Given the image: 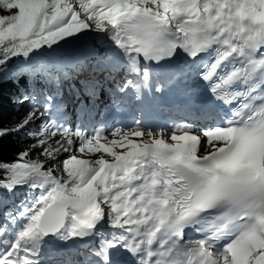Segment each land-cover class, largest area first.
<instances>
[{
	"label": "snow or ice",
	"instance_id": "obj_1",
	"mask_svg": "<svg viewBox=\"0 0 264 264\" xmlns=\"http://www.w3.org/2000/svg\"><path fill=\"white\" fill-rule=\"evenodd\" d=\"M93 32L107 50L97 69L135 77L119 93L139 99L183 56L228 111L203 128L134 120L108 139L104 126L65 127L51 96L34 105L0 137L48 116L30 147L53 165L68 155L59 173L28 149L0 162V194L27 189L0 212V264H124L125 253L133 264H264V0H0V89L22 74L67 78L76 65L57 53ZM188 228L201 237L185 243ZM91 238L87 251L60 252Z\"/></svg>",
	"mask_w": 264,
	"mask_h": 264
},
{
	"label": "trees",
	"instance_id": "obj_2",
	"mask_svg": "<svg viewBox=\"0 0 264 264\" xmlns=\"http://www.w3.org/2000/svg\"><path fill=\"white\" fill-rule=\"evenodd\" d=\"M13 81L14 80H10L4 83L2 89H0V92H2V103H0V128H12V121L18 118L20 112V109L17 110L19 103L15 102L14 98L20 96L23 90L27 91L28 80L25 76H21L17 81L18 87L15 86ZM41 89L42 88L39 87V91H42ZM40 130L41 126L40 129L34 126H27L22 131L13 132L0 137V162H14L17 154L25 149L30 150L33 154V150L30 146L36 143V135ZM31 157H29V159H35ZM52 166H55L59 173L61 167L60 162L57 161L55 165L51 162L46 164V167ZM0 197H2V201H5L8 198V193L5 192L0 194Z\"/></svg>",
	"mask_w": 264,
	"mask_h": 264
},
{
	"label": "bare ground",
	"instance_id": "obj_3",
	"mask_svg": "<svg viewBox=\"0 0 264 264\" xmlns=\"http://www.w3.org/2000/svg\"><path fill=\"white\" fill-rule=\"evenodd\" d=\"M86 43L85 45H92L93 47L96 46V43L97 44H100L102 47L105 45L104 43H101L102 41H99V39H97V34L95 32H93L90 37L86 40V41H83L81 42L82 44L83 43ZM75 60H77L76 57H74ZM83 72V71H82ZM106 72L107 74L108 71H97L96 73V78L98 79V82L97 84L92 88V91L91 93H86L85 95H91L92 97H94L97 101H102L105 99V94H114L115 92L114 91H108L107 90V83L105 80V78L103 77V73ZM84 73V72H83ZM105 73V74H106ZM124 75H125V71L124 70H120V71H115L113 72L111 75H109V80H113L117 83H119L120 81H122L124 79ZM82 97V96H81ZM75 101V100H73ZM71 115L73 116V113L71 112ZM136 139V138H134ZM12 197V196H11ZM72 248V246H68L67 244L66 245H63L61 247V250L65 251L64 254H67V253H70V249ZM76 250H74L75 252Z\"/></svg>",
	"mask_w": 264,
	"mask_h": 264
},
{
	"label": "rangeland",
	"instance_id": "obj_4",
	"mask_svg": "<svg viewBox=\"0 0 264 264\" xmlns=\"http://www.w3.org/2000/svg\"><path fill=\"white\" fill-rule=\"evenodd\" d=\"M100 41V40H99ZM78 43H80V42H77L76 44H78ZM101 43H103V42H101ZM76 44H73L72 46H74V45H76ZM100 45V44H99ZM71 46V47H72ZM70 47V48H71ZM73 48V47H72ZM31 80H33V79H31ZM34 105H35V107L37 108V109H40V108H38V106L36 105V103H34ZM33 105V106H34ZM33 106H31V107H28V105H26V106H23L22 105V109H21V112H20V115L18 116V118H16V119H14L13 121H12V128L16 125V124H19L23 119H24V117L27 115V113L29 112V111H31L32 110V108H33ZM44 116H41V117H39L37 120H35L34 122H32V123H30V124H32V125H35V126H38V125H40V122H41V119L43 118ZM29 124V125H30ZM114 129V128H113ZM113 129H111L106 135L108 136V139H112V137H111V135H110V132L113 130ZM50 139H51V137H49ZM55 139H60V137H59V135H57L56 137H55ZM136 139H139V138H136ZM74 140H75V138H74ZM75 143H76V145L78 146L79 145V141L78 140H76L75 141ZM56 145H53V147H55ZM33 150V154H32V157L31 158H35V159H39V160H45V163L47 164V163H49L47 160H46V158L45 157H43V156H39L38 155V153H39V151H40V148L39 147H37V148H35V149H32ZM117 151H119V149H117ZM65 155H68L67 153H64V154H62L61 155V157L59 158V162L63 159V157L65 156ZM79 155V154H78ZM101 155V153H95V154H84L81 158H84V159H92V160H94V159H96V158H98L99 156ZM106 158H109V157H106ZM34 159V160H35ZM110 159V158H109ZM27 192V189H25V188H21V189H19L16 193H15V195H12V197H14V198H12L11 200H7V202L8 203H13V200H17V204L22 200V199H24V197H25V193ZM7 208H9V207H7ZM6 208V209H7Z\"/></svg>",
	"mask_w": 264,
	"mask_h": 264
},
{
	"label": "water",
	"instance_id": "obj_5",
	"mask_svg": "<svg viewBox=\"0 0 264 264\" xmlns=\"http://www.w3.org/2000/svg\"><path fill=\"white\" fill-rule=\"evenodd\" d=\"M81 44H82V43L80 42V43H78V44H76V45H74V46H72V45H71V46L74 48V47H79V46H81ZM71 46L65 47V48H63V49H72ZM70 47H71V48H70Z\"/></svg>",
	"mask_w": 264,
	"mask_h": 264
}]
</instances>
